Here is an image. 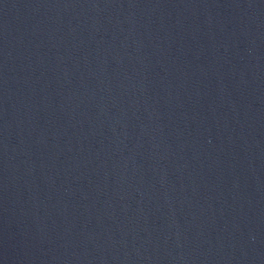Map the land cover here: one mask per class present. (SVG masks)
Here are the masks:
<instances>
[{"label": "water", "instance_id": "95a60500", "mask_svg": "<svg viewBox=\"0 0 264 264\" xmlns=\"http://www.w3.org/2000/svg\"><path fill=\"white\" fill-rule=\"evenodd\" d=\"M0 264H264V0H0Z\"/></svg>", "mask_w": 264, "mask_h": 264}]
</instances>
